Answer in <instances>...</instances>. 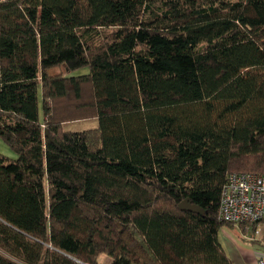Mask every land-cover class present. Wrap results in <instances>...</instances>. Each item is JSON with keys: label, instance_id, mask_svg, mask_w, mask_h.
Segmentation results:
<instances>
[{"label": "trees", "instance_id": "trees-1", "mask_svg": "<svg viewBox=\"0 0 264 264\" xmlns=\"http://www.w3.org/2000/svg\"><path fill=\"white\" fill-rule=\"evenodd\" d=\"M0 137V264H235L218 212L264 173V0H0Z\"/></svg>", "mask_w": 264, "mask_h": 264}, {"label": "built area", "instance_id": "built-area-1", "mask_svg": "<svg viewBox=\"0 0 264 264\" xmlns=\"http://www.w3.org/2000/svg\"><path fill=\"white\" fill-rule=\"evenodd\" d=\"M218 218L256 231L254 225L264 220V173L228 174L222 189ZM258 264H264V253L259 255Z\"/></svg>", "mask_w": 264, "mask_h": 264}, {"label": "rangeland", "instance_id": "rangeland-1", "mask_svg": "<svg viewBox=\"0 0 264 264\" xmlns=\"http://www.w3.org/2000/svg\"><path fill=\"white\" fill-rule=\"evenodd\" d=\"M65 72L63 69L56 68L51 73ZM89 68H82L73 72V75L88 73ZM98 120L96 118H86L78 121L67 122L64 124L65 131H78L96 128ZM0 154L16 158L15 152L0 137ZM255 230H247L245 225L237 224L234 226L222 225L219 232V240L226 254L235 264H258L259 255L264 253V223ZM255 236L254 238H252ZM101 264L110 263L111 259L107 255L99 257Z\"/></svg>", "mask_w": 264, "mask_h": 264}, {"label": "water", "instance_id": "water-1", "mask_svg": "<svg viewBox=\"0 0 264 264\" xmlns=\"http://www.w3.org/2000/svg\"><path fill=\"white\" fill-rule=\"evenodd\" d=\"M46 136L49 135L48 131L45 132ZM179 208L181 210L184 211H190L193 213H197V214H202L203 213V209L195 204H192L188 199H185L184 201H182L179 205Z\"/></svg>", "mask_w": 264, "mask_h": 264}, {"label": "crops", "instance_id": "crops-1", "mask_svg": "<svg viewBox=\"0 0 264 264\" xmlns=\"http://www.w3.org/2000/svg\"><path fill=\"white\" fill-rule=\"evenodd\" d=\"M262 223H264V220L261 221V222H259L255 227H258V228H259V226H260Z\"/></svg>", "mask_w": 264, "mask_h": 264}]
</instances>
